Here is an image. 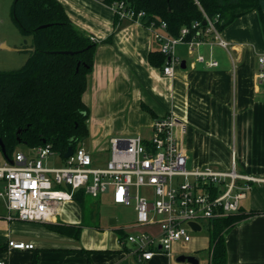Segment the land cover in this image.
Wrapping results in <instances>:
<instances>
[{
    "label": "crops",
    "instance_id": "1",
    "mask_svg": "<svg viewBox=\"0 0 264 264\" xmlns=\"http://www.w3.org/2000/svg\"><path fill=\"white\" fill-rule=\"evenodd\" d=\"M60 1L75 25L98 43L84 94L91 112L89 136L122 124L126 129L120 133L151 138L155 118L173 114L187 126L178 138L190 168L229 169L235 158L240 172L264 177V84L258 77L264 28L257 11L238 16L222 30L228 48L205 43L191 51L187 44H178V62L170 76L149 60L152 51L160 50L152 28L117 16L114 6L102 0ZM199 54L218 65L201 63ZM117 118L122 122L116 124ZM95 143L87 142L85 148L91 153L98 148ZM109 158L110 153L103 160ZM85 198L83 203L75 196L66 202L56 221L37 222L8 219L6 201L0 196L5 205L0 208V245L5 247L0 249V263L29 264L38 254L37 264H209V255H204L209 234H192L189 242H176L170 253L159 252L139 262L128 253L131 244L122 243V237L139 231L158 234L159 225L135 226V210L127 221L109 216L104 223L87 225L83 223ZM72 205L82 207L81 217L68 215ZM241 206L263 212L242 219L226 234L227 264H264V183H254ZM113 218L116 221L110 224ZM54 225H72L80 232L66 234ZM9 241L33 243L34 248L15 249ZM183 255L196 256L198 263L180 260Z\"/></svg>",
    "mask_w": 264,
    "mask_h": 264
},
{
    "label": "built area",
    "instance_id": "2",
    "mask_svg": "<svg viewBox=\"0 0 264 264\" xmlns=\"http://www.w3.org/2000/svg\"><path fill=\"white\" fill-rule=\"evenodd\" d=\"M113 6L117 16L142 23L143 13H136L125 2ZM220 23V14L211 18L204 12V27L197 20L191 27L184 26L179 36L167 32L165 21L160 26L151 24L160 50L168 56L164 74L174 75L173 64L178 62L175 47L180 43L187 44L191 51L205 43L228 48L230 42L222 36ZM198 60L207 66L218 65L202 54ZM258 64L259 82L264 84V53ZM186 130V124L173 114L155 118L151 138L112 137L110 158L103 165L97 164L83 146L64 157L62 165L53 166L47 160L59 154L50 145L37 146L30 152L17 150L12 157L0 151V196L6 201L7 218L53 222L77 192L93 197L110 193L114 203L134 207L135 226L159 225L158 234L127 233L121 242L131 244L128 253L139 262L159 252L170 253L176 242L192 239L195 229L191 223L202 230L211 220L238 212L253 184L264 183L262 176L240 172L235 158L230 169L190 168L178 138V133ZM9 246L34 248L33 243L24 241H9Z\"/></svg>",
    "mask_w": 264,
    "mask_h": 264
},
{
    "label": "trees",
    "instance_id": "3",
    "mask_svg": "<svg viewBox=\"0 0 264 264\" xmlns=\"http://www.w3.org/2000/svg\"><path fill=\"white\" fill-rule=\"evenodd\" d=\"M102 1L112 6L125 2L136 13H143L141 20L146 26H160L165 21L172 36H179L184 26L191 27L197 20L204 27V12L211 18L220 14L218 26L222 31L238 16L255 10L264 28V0ZM12 18L23 35L32 36L33 45L21 68L0 71V140L9 157L24 144L30 149L50 145L64 158L70 147L77 149L89 136L91 112L84 94L98 43L75 25L60 0H14ZM45 24L48 26L41 27ZM149 60L164 68L168 56L156 50L150 53ZM84 193L77 192L75 199L83 203ZM262 212L241 206L236 213L211 220L209 264H227L226 234L237 222ZM53 228L75 236L80 232L72 225ZM4 248L0 245V249ZM37 262L38 254L29 264Z\"/></svg>",
    "mask_w": 264,
    "mask_h": 264
},
{
    "label": "rangeland",
    "instance_id": "4",
    "mask_svg": "<svg viewBox=\"0 0 264 264\" xmlns=\"http://www.w3.org/2000/svg\"><path fill=\"white\" fill-rule=\"evenodd\" d=\"M13 1L14 0H0V71H9L21 68L28 59L33 45L32 36L23 35L12 18ZM4 43L6 44V47L4 46ZM117 119L118 120H116L115 123L119 124L121 120L119 118ZM121 129L125 130L126 127L122 126V124L113 125L110 128H105L104 130H102L96 137L88 136L84 139L83 145L86 148L87 142H89L90 144L92 143V145L96 142L94 145L98 148H96L94 151L91 150V153L94 157H99L102 160L100 163L96 162L97 164L103 165L106 163V161H104L103 159H106L108 157V154L111 153V142L109 141V139L112 136L125 137L137 135L129 132L120 133L119 131H122ZM107 140L108 145L105 142ZM17 149L21 151H28V149L30 150V148H28L24 144H20ZM92 149H94V147ZM62 163V159L59 156L51 155L47 160V164L51 166L62 165ZM189 167H191L190 164ZM219 167L220 166H218V168ZM141 191H143V189ZM108 194L101 195L100 197H93L91 195H88L85 198V217L83 223L87 225H92L95 221H97L98 223H104V219L109 216H117L121 221H124V219L127 221L131 217H133V206L115 204L112 202L110 195ZM0 208H5L2 199H0ZM70 213H73L74 217L75 215H79L81 217L82 207L80 205H72L69 207L68 215ZM191 233L193 234V236H208L209 230L207 225L205 224V227L202 231H192ZM204 255L208 256V251H205Z\"/></svg>",
    "mask_w": 264,
    "mask_h": 264
},
{
    "label": "water",
    "instance_id": "5",
    "mask_svg": "<svg viewBox=\"0 0 264 264\" xmlns=\"http://www.w3.org/2000/svg\"><path fill=\"white\" fill-rule=\"evenodd\" d=\"M46 26H48V24L42 25L41 27H46ZM4 46H5V45H4ZM5 47H6V46H5ZM65 52L73 53V52H70V51H65ZM0 148H1L2 152H3V154L5 155V157H8L7 152H6V149H5V145H4V143H3L2 140H0ZM73 152H74V149H73L72 147H70V148L67 150V152L64 154V157H65V158H68L69 156H71V155L73 154ZM115 221H116L115 218H113V219L110 221V224L115 223ZM191 226H192L194 229H196V230H199V229H200V226H199L198 224H196V223H191ZM179 259H180V260H183V261L188 260V261L191 262V263H198V258H197L196 256H186V255H183V256H181Z\"/></svg>",
    "mask_w": 264,
    "mask_h": 264
}]
</instances>
